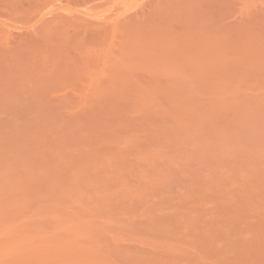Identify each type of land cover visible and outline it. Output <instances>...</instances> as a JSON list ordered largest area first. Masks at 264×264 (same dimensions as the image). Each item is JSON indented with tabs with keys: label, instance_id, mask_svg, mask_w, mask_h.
Masks as SVG:
<instances>
[{
	"label": "rangeland",
	"instance_id": "rangeland-1",
	"mask_svg": "<svg viewBox=\"0 0 264 264\" xmlns=\"http://www.w3.org/2000/svg\"><path fill=\"white\" fill-rule=\"evenodd\" d=\"M0 264H264V0H0Z\"/></svg>",
	"mask_w": 264,
	"mask_h": 264
}]
</instances>
